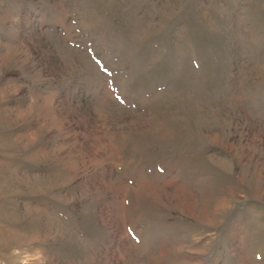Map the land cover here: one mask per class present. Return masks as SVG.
I'll use <instances>...</instances> for the list:
<instances>
[{
  "label": "rangeland",
  "instance_id": "obj_1",
  "mask_svg": "<svg viewBox=\"0 0 264 264\" xmlns=\"http://www.w3.org/2000/svg\"><path fill=\"white\" fill-rule=\"evenodd\" d=\"M0 264H264V0H0Z\"/></svg>",
  "mask_w": 264,
  "mask_h": 264
}]
</instances>
